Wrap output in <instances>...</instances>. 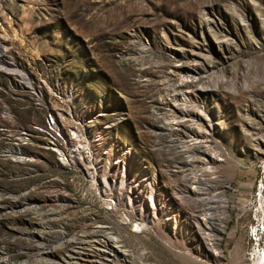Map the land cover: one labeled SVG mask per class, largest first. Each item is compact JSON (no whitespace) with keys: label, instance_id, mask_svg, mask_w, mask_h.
<instances>
[{"label":"rangeland","instance_id":"rangeland-1","mask_svg":"<svg viewBox=\"0 0 264 264\" xmlns=\"http://www.w3.org/2000/svg\"><path fill=\"white\" fill-rule=\"evenodd\" d=\"M167 81L188 87L168 96ZM168 123L190 135L177 137L184 149L203 132L212 156H178ZM69 137L120 191V209L148 218L146 234L117 229L130 258L99 246L106 264H264V0H0V258L26 264L39 231L54 237L87 207L121 225L83 168L62 162ZM182 158L225 185L215 245L186 205ZM56 193L74 208L42 230L32 206L55 208ZM69 255L94 259L77 246L47 259Z\"/></svg>","mask_w":264,"mask_h":264},{"label":"bare ground","instance_id":"bare-ground-1","mask_svg":"<svg viewBox=\"0 0 264 264\" xmlns=\"http://www.w3.org/2000/svg\"><path fill=\"white\" fill-rule=\"evenodd\" d=\"M169 81H167V83L164 85V89L168 96L169 93L175 96L176 94H179L183 88L188 87H186V84H184L183 82ZM21 84L30 86L32 88L31 90L34 89L32 84L29 82L22 81ZM168 103L169 102H167V105ZM180 111L183 115L191 118L194 115V113L191 111ZM175 125L177 126L181 124L180 122H177L175 123ZM165 126L169 130V143L176 148L174 152L176 154H179L178 156L182 157L186 153H196L203 156H212V152L210 153L209 151H207L205 147L198 141L199 139H207L206 135L203 132H197L194 134V136L190 137L192 140V145L189 146V148L184 149V146H182L181 144H176L177 137H180L181 135L189 137L190 135L185 132H181V130H178V128L174 129L175 127L170 123L166 124ZM66 146L68 147V150L60 154L62 162L71 167L78 166L83 168L85 176L90 181V185L94 194L103 202V205L110 213L117 215L120 221L122 220L121 225L115 224L114 226H109L105 222L87 216L91 215V209L93 207H87L84 210L82 209L83 216L81 215L79 217L80 219L77 224L73 225V227H70L64 222L59 223L57 225L58 230L56 231V235L54 237L48 238L46 237L45 231H39L38 236L40 237L41 242L37 243L35 255L31 260L26 261V264H77L76 259H74V257L70 255L68 259L62 260V262L60 263L53 262V260L49 261L47 259V255L54 252V250L56 249L70 248L71 251V248L75 246L81 249H90V251L92 252L91 257L94 258L91 262H89L90 264H106L104 260L107 258V256H109V254L111 253L115 254V252L117 251L122 253L124 258H130L133 246L129 241L126 240V238L117 233V229L128 225L133 229L134 233H137V231L139 230V232L146 234L149 229L148 227H146V221L148 220L147 216L143 215L142 211L139 212L138 210H133L131 212H128L125 211V209H120L121 207H123L121 202L119 203L120 191H117L114 186L106 180L104 176H100L97 170V162H95L96 158L88 151L83 141L76 138L70 139L69 137L66 142ZM213 159L214 158L211 157L212 161H214ZM193 165L194 164L192 162H189L188 160H184L182 158L180 162H177L176 167L179 172L186 173L187 171H189L192 175L191 176L190 174H187L186 178L184 179L185 183H191L192 185H194V197L188 198L186 205L191 209L192 212H194V215H192L194 219L201 218L200 220L202 221L204 227H199V230H204L207 234V237L210 238V242L212 243V245H215L216 243H214V241L218 240L219 233L221 232V230L218 228V224L224 223V217H222V213L220 211H222L221 209L224 208L221 206V196L224 191L225 185L218 181L217 177L212 178L214 174H207L205 171L200 173L201 170H198L195 165ZM189 175L191 176V178L188 177ZM47 201L50 200L44 199L40 204L32 206V210H34L37 215L39 213L41 214L39 226H41L42 230L52 225L51 220H53V218L49 217L52 213H55V220H59L61 219L63 214L67 213L68 209L73 210L74 208L73 201L70 199L68 200L67 197L63 195V193H56L55 199L53 198V200H51L56 203L55 208H48V205L50 204H48ZM23 205L24 203L21 206ZM44 206H46L47 208H45ZM109 207H111V210L108 209ZM23 209L26 208L24 207ZM99 246H102L103 249H106L104 251H107V253L109 254L104 252L103 249H100ZM0 259V264H14V262H11L4 257Z\"/></svg>","mask_w":264,"mask_h":264}]
</instances>
